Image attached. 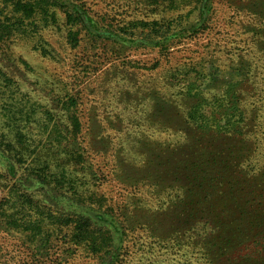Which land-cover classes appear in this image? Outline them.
<instances>
[{
	"label": "rangeland",
	"instance_id": "1",
	"mask_svg": "<svg viewBox=\"0 0 264 264\" xmlns=\"http://www.w3.org/2000/svg\"><path fill=\"white\" fill-rule=\"evenodd\" d=\"M52 1L0 0V264H216L206 221L234 245L222 264H264V177L236 184L184 118L243 81L264 167V0ZM29 6L51 7L36 29Z\"/></svg>",
	"mask_w": 264,
	"mask_h": 264
},
{
	"label": "trees",
	"instance_id": "2",
	"mask_svg": "<svg viewBox=\"0 0 264 264\" xmlns=\"http://www.w3.org/2000/svg\"><path fill=\"white\" fill-rule=\"evenodd\" d=\"M204 2H206V0H204ZM52 5L53 7L60 8H63L65 6L62 2H59L57 0L52 1ZM72 6H74L72 7V10H67L66 18L68 19V24L71 23L73 27H76L80 24H85L83 21L84 17H82L78 11L80 7L73 4ZM32 7L33 8L29 6L28 19L34 20L29 21V25H35L36 29L37 22L39 21L37 17H39L44 12L50 11L49 9L51 7H49L48 9L43 7ZM2 14L3 12L1 11L0 16H2ZM2 23L3 21L0 18V24ZM3 27L4 29L2 31V39L6 41L11 38V35L13 33L11 20H9V23L7 25L4 23ZM74 31H71L72 35L78 34V31ZM241 85H244L243 81L232 83L229 85L223 96L218 97V100H216L214 104L218 105V102L220 103L218 109H211L210 103H212V101L203 100V106H200L197 109H191L188 115L184 116L189 126L194 128L196 136H199H191V138H185L186 142L190 140L192 141V139H197V143H199L200 140L202 143H204L206 139L204 137L211 136L215 140V142H213L212 144L215 145V147L208 154L209 162L213 161L215 163H218V170L222 172L226 171L228 176H230L236 184H243V180L254 181L257 178L264 177V167L253 166V163L250 162V157L253 156V154L258 155L261 150V145L258 144V141L252 137L254 133L257 135L259 133V130L250 129L249 125H247L249 119L246 117L245 113L239 109L237 103L234 101V97L236 95L232 93V89ZM70 106H75L72 103V100ZM80 127L81 126L79 119L76 117V125L73 128H66L68 138L76 141L81 130ZM183 131L185 132V130ZM221 138L223 140L220 141ZM201 146L202 150L207 149L206 144H202ZM178 147L179 145H176L174 148ZM231 158L238 159L237 161H235L236 163H234ZM245 164L247 165V167H243ZM258 215H264V209L256 208L251 212V218L253 221L250 222V224L254 225V231L257 232V234L253 235V238H251L248 242L264 245V221ZM7 223L8 222L6 219V224ZM214 228L218 230V233L213 235L211 226H209V223L206 221L203 225L195 227L193 230L202 231L203 239L200 240V244L204 246L207 253L211 252L210 255H214L212 253L216 254V264H222L221 260L223 255L227 253L228 249L234 247V245H232L231 240L227 236H225L224 231L220 230V227H216L215 225ZM246 236V231H243L241 235L235 237L243 238ZM41 239V242H47L44 237H42ZM109 239L111 240V238ZM85 240L87 239H84V241ZM77 244H82V241ZM83 244L91 247L92 243L90 241H86ZM259 252L264 253V249L260 250ZM234 263L235 262L232 261L229 264Z\"/></svg>",
	"mask_w": 264,
	"mask_h": 264
}]
</instances>
